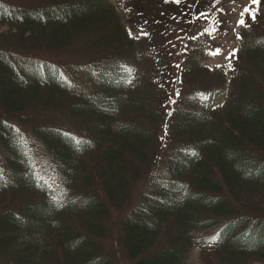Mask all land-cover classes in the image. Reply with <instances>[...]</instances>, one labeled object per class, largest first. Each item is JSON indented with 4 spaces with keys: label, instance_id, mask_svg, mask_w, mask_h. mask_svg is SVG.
<instances>
[{
    "label": "trees",
    "instance_id": "trees-1",
    "mask_svg": "<svg viewBox=\"0 0 264 264\" xmlns=\"http://www.w3.org/2000/svg\"><path fill=\"white\" fill-rule=\"evenodd\" d=\"M109 2L0 0V264H264V0L219 88L183 47L168 116Z\"/></svg>",
    "mask_w": 264,
    "mask_h": 264
},
{
    "label": "rangeland",
    "instance_id": "rangeland-1",
    "mask_svg": "<svg viewBox=\"0 0 264 264\" xmlns=\"http://www.w3.org/2000/svg\"><path fill=\"white\" fill-rule=\"evenodd\" d=\"M109 3L121 19L127 23L130 36L135 38L146 51L144 53L149 63H155L156 67H158L157 63H169V66L159 68L162 71V78L169 97V101L165 105L167 116L171 110L175 109L181 98L179 92L183 87L179 82L181 73L178 72V69L183 67L188 56L192 52L195 56L199 50L198 53L202 55L207 68H210V70L206 69L210 74L199 71L195 75L206 84L203 90L219 88L221 86V74L219 73L228 75L233 71L232 54L235 53V57H238L235 49L239 41V37H237L239 21L243 19L245 25L250 27L259 25L257 10L261 7L260 3L257 6L252 4L251 0H179L178 3L172 2V0L169 2H165V0H110ZM249 6L256 12L255 21L247 14L241 16L244 9ZM187 15L191 17L192 21L177 20L178 17ZM157 17L163 18L162 22L166 24L161 23L156 27ZM146 20L155 28L146 27L145 25H148ZM174 20L179 22V26L176 28H172L171 25H174ZM7 30L5 27H0V34ZM191 45L199 47L194 51L188 49L187 56L182 51L183 47ZM180 54L183 55L182 59L177 57ZM149 63L141 64L143 72L150 71ZM212 73H216V75L213 76ZM188 77L190 75L186 74L184 79ZM224 100L225 94L211 98L204 95V101L210 109L220 108ZM161 110L163 111L162 106ZM114 235L115 232L110 230L108 234L109 249L112 251L116 249L115 240L111 239ZM198 254V251H193L183 264H200Z\"/></svg>",
    "mask_w": 264,
    "mask_h": 264
},
{
    "label": "snow or ice",
    "instance_id": "snow-or-ice-1",
    "mask_svg": "<svg viewBox=\"0 0 264 264\" xmlns=\"http://www.w3.org/2000/svg\"><path fill=\"white\" fill-rule=\"evenodd\" d=\"M165 2H169V0H165ZM172 2L178 3L179 0H172ZM251 3L254 4V5L259 6L260 0H251ZM245 14L249 15L252 18V20L255 21L256 12L254 10H252L251 6L246 7L244 9V12L241 13V16L243 17ZM238 26H246L243 19H241L239 21V25ZM232 56H235V53H233Z\"/></svg>",
    "mask_w": 264,
    "mask_h": 264
}]
</instances>
